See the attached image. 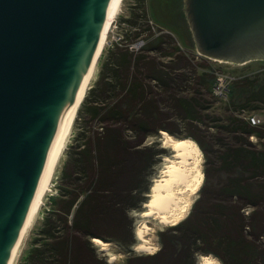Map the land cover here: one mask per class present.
I'll list each match as a JSON object with an SVG mask.
<instances>
[{"label": "trees", "instance_id": "1", "mask_svg": "<svg viewBox=\"0 0 264 264\" xmlns=\"http://www.w3.org/2000/svg\"><path fill=\"white\" fill-rule=\"evenodd\" d=\"M137 5L141 14L127 20L132 34L113 42L78 110L84 122L30 264H108L94 237L132 251L134 212L144 210L162 153L146 140L162 130L178 136V120L204 152L205 181L191 213L159 233L160 249L132 254L126 264H195L200 255L264 264V123L235 113L264 108V73L235 79L225 114L209 116L206 96H215L216 73L225 70L183 51L171 32L154 33L145 0ZM127 39L144 45L131 49Z\"/></svg>", "mask_w": 264, "mask_h": 264}, {"label": "water", "instance_id": "2", "mask_svg": "<svg viewBox=\"0 0 264 264\" xmlns=\"http://www.w3.org/2000/svg\"><path fill=\"white\" fill-rule=\"evenodd\" d=\"M111 2L0 0V264L8 263ZM185 4L198 54L264 60V0Z\"/></svg>", "mask_w": 264, "mask_h": 264}, {"label": "rangeland", "instance_id": "3", "mask_svg": "<svg viewBox=\"0 0 264 264\" xmlns=\"http://www.w3.org/2000/svg\"><path fill=\"white\" fill-rule=\"evenodd\" d=\"M140 9L142 8H140L139 5H137V0H123L121 11L117 15L113 24L111 25L110 30L105 39L103 50L100 54L94 76L88 86L87 93L89 92L91 87L94 86L96 80L98 79L99 72L102 69L104 62L107 60L108 52L110 48L112 47L113 42H115L116 40H120V38L122 36H125L126 33H128L129 35L132 34L134 29L129 26V23L127 20L130 19L131 16H133V14H137V15L141 14L142 11ZM145 9L147 12V16L149 18V24L152 26L151 30L156 34L159 33L158 30L160 28L163 29L164 32H171L177 38L178 44L180 45L182 50L185 52L191 53V54L192 53L195 54L197 57L196 60H200V58H207L208 59L207 61L210 64H212L216 68H219L217 70H225L229 74L232 73L231 76L232 75L233 77L235 76L236 79L244 77V76H255V75H258V73H264V60H254V61H250L245 64H237V63L226 61V60H215L213 58H208V57L198 54L194 41L193 40L191 41L190 38L188 39L189 44H185V42L183 41V39L186 41L184 34L190 28L186 26V17L184 15L186 13L185 0H145ZM143 22H146V21L144 19H140L138 21V23L140 24ZM147 34L148 32H145L142 35V38H145ZM127 42H129L130 44L134 43V42H131L129 39L125 41V44ZM228 102H229V97L227 99H219V98H216L213 94L207 95L206 105H208L209 107L204 112H206V114H208L209 116H222L225 114V108ZM230 112H231V109H230ZM238 112L239 111H235L236 115L246 116V118H248L250 115H257L260 119L259 123L261 124L264 123V108L257 109L251 112L249 111H244L242 113H238ZM79 115L80 114L78 113L75 119L71 140L69 144L67 145L64 154L61 157L60 163L58 165V168L56 170V173L52 181L51 189L48 191L47 194L43 196L44 197L43 203L40 205L39 214L36 218V221L27 239L24 242V245H23L24 247L22 248V251L20 255L18 256L16 264H30V260H29L31 256L30 253L33 247L35 246V243L37 242V240L41 237L40 230L44 222V216L48 213V210L52 208L50 197L57 196L60 194L59 186L62 184V181H61L62 170L65 166L66 160L68 159V154H67L68 149L71 147V145H74V146L76 145L77 137L80 132L82 121H83V120H80ZM95 126H97V120L94 122V128ZM176 127L179 130V134L178 136L171 134L172 136H174L175 138H189V137H186V134H185L186 129L179 120L176 122ZM210 130L215 132L214 128H211ZM256 140L257 138L254 139L253 141H256ZM156 141L159 142L158 148H162V153L159 155V158H158V161L155 167V172H154L153 179H152L153 182L155 181L156 178L160 177L161 170L163 169L164 165L167 163L166 158L172 157V155L174 154L173 149L164 142L162 133L160 134V136L148 137L146 140V144L150 145ZM201 157H202L201 165H202V170L204 172V181H205V169L207 168V165H206V157L204 155L203 150L201 151ZM204 181L202 182V185ZM152 184H151V187H152ZM151 187H150V190H151ZM199 193L200 191H198V193L195 194L192 204L188 210L187 216L191 213L194 203L199 197ZM143 209L144 210L146 209L145 204H144ZM143 211L134 212V219H135L134 220V234H135L136 242L129 249V250L132 249V251H127L128 248L116 242H113V241H109L110 244L106 248H102L100 245H97L96 243H94L100 258H103L105 261L108 262V264H126L127 258L132 254H135V255L136 254H139V255L140 254H152V253L157 252L160 249L161 237L159 233L163 230L168 229V227L173 226L175 224L162 223L160 220L155 219L154 216H149V217L144 218L141 214L143 213ZM143 221H146L147 225L150 227L147 230L148 232L145 234V237L149 240V243H148L147 249L145 248L141 250V249H138V244L141 241L137 237L136 231L140 227V225H142ZM202 256L203 255L196 257L195 264H200V260ZM217 259L219 260V258ZM218 264H223V263L221 262V260H219Z\"/></svg>", "mask_w": 264, "mask_h": 264}, {"label": "bare ground", "instance_id": "4", "mask_svg": "<svg viewBox=\"0 0 264 264\" xmlns=\"http://www.w3.org/2000/svg\"><path fill=\"white\" fill-rule=\"evenodd\" d=\"M122 3L123 0H112L110 4L103 29L97 41L94 56L79 90L73 96L63 129L55 143L44 175L38 183L35 195L9 254L7 264H16L18 256L24 247V242L39 214L40 205L43 203V196L51 189L52 181L61 157L71 140L78 110L96 71L105 39L111 25L121 11ZM161 133L164 142L173 149L174 154L172 157L166 158L167 163L161 170L160 177L156 178L153 182L149 192V198L145 203L147 210L143 211L141 214L144 218L154 216L155 219L165 224H177L187 216L193 198L200 190L202 182L204 181V172L201 165L202 150L198 142L192 138H175L165 130H162ZM149 228L146 221H143L142 225L137 229L136 234L141 241L138 244V249H147L149 240L145 237V234L148 232L147 230ZM93 241L102 248H106L110 244L99 237H94ZM218 263L219 260L212 255H203L200 260V264Z\"/></svg>", "mask_w": 264, "mask_h": 264}, {"label": "built area", "instance_id": "5", "mask_svg": "<svg viewBox=\"0 0 264 264\" xmlns=\"http://www.w3.org/2000/svg\"><path fill=\"white\" fill-rule=\"evenodd\" d=\"M144 45L143 40H139L138 42L133 43L130 45L131 49L138 50L140 49L141 46ZM232 73H227V71H218L216 73L217 78L216 82L213 88V92L215 96L219 99H227L228 94H229V87L231 83L236 79V77L233 75L231 76ZM234 79V80H233ZM233 80V81H232ZM250 120L251 124L256 125L260 122V119L257 115H250L248 117ZM251 139H256L255 136H251Z\"/></svg>", "mask_w": 264, "mask_h": 264}, {"label": "flooded vegetation", "instance_id": "6", "mask_svg": "<svg viewBox=\"0 0 264 264\" xmlns=\"http://www.w3.org/2000/svg\"><path fill=\"white\" fill-rule=\"evenodd\" d=\"M185 5H186V4H185ZM184 15H185V17H186V26H187V27H190V26H189L188 19H187V14L185 13ZM188 31H189V33H190V36L188 35ZM188 31L184 34V36L188 35V36H187L188 39L190 38L191 41H192V40L194 41L190 28L188 29Z\"/></svg>", "mask_w": 264, "mask_h": 264}]
</instances>
